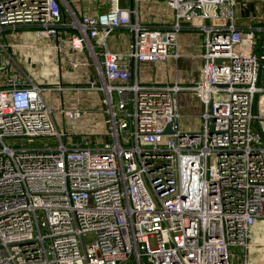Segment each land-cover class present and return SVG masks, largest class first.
<instances>
[{"label":"built area","instance_id":"obj_1","mask_svg":"<svg viewBox=\"0 0 264 264\" xmlns=\"http://www.w3.org/2000/svg\"><path fill=\"white\" fill-rule=\"evenodd\" d=\"M132 1L78 18L67 0H0V264H264L263 0H161L169 29L142 25L137 6L151 0ZM182 22L204 34L200 80L139 82L125 57L178 58ZM21 26L56 47L70 29L63 44L89 50L107 138L68 144L56 130L43 87L9 65ZM121 27L130 50L109 51ZM183 90L201 100L194 132L177 122Z\"/></svg>","mask_w":264,"mask_h":264},{"label":"crops","instance_id":"obj_2","mask_svg":"<svg viewBox=\"0 0 264 264\" xmlns=\"http://www.w3.org/2000/svg\"><path fill=\"white\" fill-rule=\"evenodd\" d=\"M105 1L67 0L71 11L78 18L107 10ZM122 5L131 6L133 1L122 0ZM137 8L141 24L149 29H169L174 23L173 11L161 0L140 2ZM247 13L246 11L243 14L238 13L243 24L247 16L256 14L253 5L247 9ZM19 28H23L25 34L14 35L15 53L9 65L22 81L30 79L43 87L41 94L51 110L56 130L62 134L66 133L68 144L74 143L71 138L82 135L76 133H88L82 135V139L89 141L107 138L104 136L108 118L105 112L106 106L102 101L104 93L91 88L93 82L100 84L101 78L95 71L94 58L89 50L85 49L79 53L71 50L67 44H63L71 33L70 29L58 41L59 47H56L54 40L49 39L40 30L33 29L32 26ZM132 43L133 33L124 27L113 31L105 42L109 51L120 53H127ZM93 44L96 50H102L97 42L93 41ZM172 50L178 53V58L170 57L160 63L134 62L130 57L125 58L133 77L139 82L145 84L177 82L179 85H194L200 80L203 64V32L182 22L176 35V45ZM176 102L180 116L186 115L188 125L198 128L201 125L202 112L199 95L193 91L183 90L176 95ZM64 110L77 111L78 116L68 119L63 114ZM199 119L200 124H198ZM71 122H75V125H71ZM177 122L181 126L179 119ZM101 123L106 127L104 131Z\"/></svg>","mask_w":264,"mask_h":264},{"label":"rangeland","instance_id":"obj_3","mask_svg":"<svg viewBox=\"0 0 264 264\" xmlns=\"http://www.w3.org/2000/svg\"><path fill=\"white\" fill-rule=\"evenodd\" d=\"M263 2H264V0L262 1V2H260V4L262 5L263 4ZM246 13H247V10H246ZM248 14V13H247ZM13 34L14 35H18V34H21V35H23V34H25L24 33V30H23V28L22 29H20V28H17L16 30H14V32H13ZM186 118H187V116L186 115H181L180 117H179V121H180V129H181V131L182 132H194V131H196L195 130V127L192 125V126H189L188 125V122H187V120H186ZM66 122V121H65ZM67 122H69V121H67ZM198 124H200V119H199V121H198ZM71 125H75V122H71ZM101 126H103V131L106 129V127H105V125L104 124H102L101 123ZM79 134H82L83 136H85V135H88V133H76V135H79ZM98 134H100V133H98ZM67 135H73V134H67ZM82 135L80 136H75V137H73V138H71L72 139V141L74 142V143H78V142H84V140L82 139ZM232 252L235 254L234 255V261H236V260H241L242 259V257H243V253H242V251H241V249L240 248H233L232 249Z\"/></svg>","mask_w":264,"mask_h":264},{"label":"water","instance_id":"obj_4","mask_svg":"<svg viewBox=\"0 0 264 264\" xmlns=\"http://www.w3.org/2000/svg\"><path fill=\"white\" fill-rule=\"evenodd\" d=\"M260 51H262V49H260ZM130 106L129 105H127L126 107H125V109H127V110H129L130 108H129ZM171 124H169L167 127H166V129H165V133H171ZM256 134L257 135H259L260 136V130H259V127L258 126H256Z\"/></svg>","mask_w":264,"mask_h":264},{"label":"bare ground","instance_id":"obj_5","mask_svg":"<svg viewBox=\"0 0 264 264\" xmlns=\"http://www.w3.org/2000/svg\"><path fill=\"white\" fill-rule=\"evenodd\" d=\"M262 228V227H261Z\"/></svg>","mask_w":264,"mask_h":264}]
</instances>
